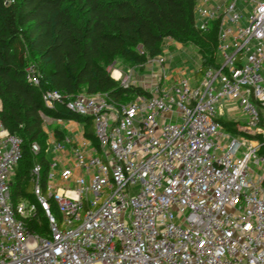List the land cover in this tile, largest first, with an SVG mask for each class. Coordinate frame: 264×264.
<instances>
[{
    "label": "built area",
    "instance_id": "obj_1",
    "mask_svg": "<svg viewBox=\"0 0 264 264\" xmlns=\"http://www.w3.org/2000/svg\"><path fill=\"white\" fill-rule=\"evenodd\" d=\"M194 12L200 32L215 23L220 61L197 78L165 83L160 54L143 66L151 81L110 74L149 95L42 93L48 108L63 101L90 116L97 146L43 129L52 159L44 192L41 164L31 169L36 203L12 201L23 140L0 122V264H264V0H195ZM25 80L40 85L36 66ZM228 101L246 135L223 127ZM42 117L45 126L58 120ZM68 146L72 165L61 157ZM39 206L46 234L28 227Z\"/></svg>",
    "mask_w": 264,
    "mask_h": 264
},
{
    "label": "trees",
    "instance_id": "obj_2",
    "mask_svg": "<svg viewBox=\"0 0 264 264\" xmlns=\"http://www.w3.org/2000/svg\"><path fill=\"white\" fill-rule=\"evenodd\" d=\"M195 0H0V122L10 133L20 136L22 157L11 179V198L35 202L30 172L41 164L43 192L48 172L47 135L43 117L74 120L83 125L84 135L96 147L92 118L78 115L56 102L45 106L42 93L57 90L63 95L106 93L115 102L134 95H149L140 86L127 87L111 78L108 68L116 58L143 67L148 58L162 54L166 38L182 45L191 44L200 55L198 77L219 64L215 56L217 28L210 32L195 29ZM34 65L40 85L25 80V70ZM233 135H246L238 121L222 120ZM58 140L62 133L54 129ZM37 142L35 156L31 144ZM264 156V146L258 151ZM51 211L60 217L49 198ZM39 220L28 227L46 234L47 224L40 206Z\"/></svg>",
    "mask_w": 264,
    "mask_h": 264
},
{
    "label": "crops",
    "instance_id": "obj_3",
    "mask_svg": "<svg viewBox=\"0 0 264 264\" xmlns=\"http://www.w3.org/2000/svg\"><path fill=\"white\" fill-rule=\"evenodd\" d=\"M167 46H168L167 50H164V52H162V54L166 55V62H167L166 63V70L167 71H166L165 83L168 84V83L173 82L175 77L180 76L183 73L186 76H190L192 73L194 74L198 71V70L197 71L195 70V71L188 73L189 71L186 68L185 64H181L180 66H177L178 63L175 62V57L173 56V53H174L173 49L174 48L175 49H181V47H183L184 45L177 43L176 41L170 39L167 43ZM199 56L200 55L198 54V57ZM199 62H201V61H199ZM198 66L200 67V63ZM187 73H188V75H187ZM148 74H149V72L147 70H145L143 76L141 75V79L148 81L149 79H146L149 76ZM1 106L2 105H1V101H0V110H1ZM224 120H230V117H226V119H224ZM233 120L238 121L237 119L236 120L233 119ZM230 121H232V120H230ZM43 129H47L50 131H54V129H57L58 131H60L62 133L63 137L70 138L72 141V144H78V143H80L86 139L87 141L90 142L92 147H95L92 144L91 140L88 139L84 135L85 130L83 129V125L78 123L77 121H74V120H68V121H66V120H54V121H51V123H48L46 126L44 124ZM92 132H94V130H92ZM61 157H62V159H64L65 162H67V164H71V151H70L69 146L66 148L65 152L63 153V155H61ZM51 159H52V154L49 153L48 154V161H50Z\"/></svg>",
    "mask_w": 264,
    "mask_h": 264
},
{
    "label": "rangeland",
    "instance_id": "obj_4",
    "mask_svg": "<svg viewBox=\"0 0 264 264\" xmlns=\"http://www.w3.org/2000/svg\"><path fill=\"white\" fill-rule=\"evenodd\" d=\"M174 50V53H173V56L175 57V62H177V66H180L181 64H185L186 65V68L188 69V73L192 72V71H197L198 68H199V59H200V56L198 57V51H197V48L194 46V45H191V44H187V45H184L183 47H181V49H173ZM116 69H119L123 75H130L132 76V78L136 79V80H139L141 79V75L143 76L144 74V69L145 67H138L136 65H130L129 63H126L123 59L121 58H116L113 65L110 66L108 68V71L109 73L111 74V71L112 70H116ZM144 70V71H143ZM187 73V75H188ZM196 76V75H195ZM147 79V78H146ZM150 79V77L148 78ZM151 81V79L149 80ZM120 83V81H118ZM156 83V81H154ZM149 83V82H148ZM153 84V83H152ZM81 94H83L81 92ZM130 100V99H129ZM236 102L234 101H231V102H226V105L231 106V108L233 107L232 111H229L228 108H224V113H223V116L224 117H230V120H233V119H237L240 124L242 126H245V116L243 115V113L241 112V110L239 109H236L234 107V104ZM58 218V217H57ZM59 220V218H58Z\"/></svg>",
    "mask_w": 264,
    "mask_h": 264
},
{
    "label": "bare ground",
    "instance_id": "obj_5",
    "mask_svg": "<svg viewBox=\"0 0 264 264\" xmlns=\"http://www.w3.org/2000/svg\"><path fill=\"white\" fill-rule=\"evenodd\" d=\"M117 75H118L117 71L113 73V76L116 77Z\"/></svg>",
    "mask_w": 264,
    "mask_h": 264
}]
</instances>
